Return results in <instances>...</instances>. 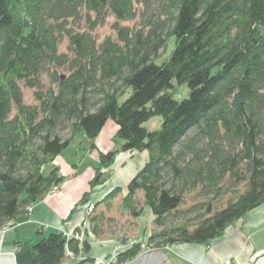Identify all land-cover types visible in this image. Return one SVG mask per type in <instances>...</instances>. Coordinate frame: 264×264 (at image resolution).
I'll use <instances>...</instances> for the list:
<instances>
[{
  "label": "trees",
  "instance_id": "1",
  "mask_svg": "<svg viewBox=\"0 0 264 264\" xmlns=\"http://www.w3.org/2000/svg\"><path fill=\"white\" fill-rule=\"evenodd\" d=\"M109 17L116 38L97 44L89 31ZM136 18L135 29L119 25ZM170 37L173 50L156 65ZM64 38L69 56L58 52ZM44 73L53 76L48 88ZM174 83L187 87L186 98L175 99ZM22 86L34 91L35 105L24 103ZM154 117L160 129L148 132L143 125ZM108 120L122 152L148 154L122 203L138 217L142 194L160 228L146 248L206 246L264 205V0H0V228L63 183L52 163L78 134L97 152L94 140ZM116 153H99L90 193L108 179ZM193 191L203 199L186 214L203 211L194 228L167 225ZM228 196L214 212L215 201ZM43 232L31 264L80 255L77 242ZM141 246L127 244L117 264L141 257Z\"/></svg>",
  "mask_w": 264,
  "mask_h": 264
},
{
  "label": "rangeland",
  "instance_id": "2",
  "mask_svg": "<svg viewBox=\"0 0 264 264\" xmlns=\"http://www.w3.org/2000/svg\"><path fill=\"white\" fill-rule=\"evenodd\" d=\"M115 22L116 20L113 17H109L106 19L103 25L96 26V28H94L91 32L89 31L92 37L96 40L97 44H101L107 38H111L113 40L116 38L115 33L112 30V26ZM119 25L135 29L138 25V18L133 21H121L119 22ZM81 26L82 29H85L86 31L89 30L87 26L83 25V22L81 23ZM166 44L167 45L164 48V51H161L158 59L154 60V63L156 65H160L171 54L174 47L173 38H168ZM58 52L67 54L68 56L70 55L68 51L67 39H62ZM56 74L58 77H65L67 76L68 72L66 71V69H57ZM52 77L53 76H51L49 73H44L41 77V81L44 84L45 88L49 87L52 81ZM174 85L176 86V89H178L177 94L174 96L175 99L181 100L188 96L187 87L179 86L176 83H174ZM116 86L119 87L120 84L117 83ZM22 93L23 101L25 104H36L33 96L34 91L22 86ZM130 94L131 91L128 90L122 97L118 98V102H123ZM143 126L148 132L158 131L161 126V118L154 117L153 119L144 123ZM116 130V124L113 121L108 120L104 125L103 129L101 130L100 134L94 140V144L99 145L97 146L98 149L100 148L105 151L103 153V151L99 149L100 151H98V153L95 152L96 160L93 159L92 154H88L85 156L86 150L88 152H90V150L89 142L85 138L83 133L78 134L75 137L72 145L63 150L62 153L54 159L57 160V162L61 165L62 162L68 165H62L64 170L70 169V171L73 173H76V171L78 172L76 179L72 180L74 182L69 184H74L76 181V185L78 186L84 182L86 177L90 178L86 186V192L82 195L80 200L76 202V204H79L83 196L90 193V182L95 177L94 170L98 167L99 153L105 154L108 152H117L114 157V163L109 169L110 175L108 179L106 178L105 182L91 190V195H87V197L89 198L88 203L83 206L79 205L77 206V208H74L76 205L75 204L71 209L72 213L73 209H75V211L78 210L81 216L79 222L80 227H76L75 229L62 228L60 230L53 231L61 233L62 236L66 239V241L72 240L77 242L78 247L80 249L79 256L74 258L66 257V261L63 264H84L86 258L92 259L95 264H117V254L119 255V253L127 246V244H141V248L143 249V255L150 252L161 251L165 253V251H168V249L166 248L163 250H151L148 247L146 248V245H149L148 240L150 235L160 230V228L154 225V217L151 215L150 211L144 207V198L142 194L137 193L135 197L136 211L138 212V217H135L130 214V212L125 209L122 205L123 198L127 193V186L136 176V174L144 167V165L147 164L149 158L147 152H122L120 150L121 142L114 141ZM61 135L67 137L70 134L69 132H65ZM124 157L129 158L127 160H124ZM135 157H137V159H135ZM139 158L141 159L139 160ZM142 158H144V161ZM53 166L56 167L54 165V161L52 163V167ZM124 168H132V173L126 179L124 177L120 178V173H117L118 170H123L124 173ZM101 172L105 173L104 169H102ZM62 177L64 178L65 182L72 179L68 176ZM115 190H120V193L116 194L111 199H108L110 194L113 193ZM73 191L75 192V189ZM238 191L239 193H242L244 191L243 186H241ZM74 192H69L70 194H68L71 196L72 194H74ZM58 193L59 187H56L53 188L52 191H50L47 195L50 196ZM200 195L201 193H198L197 191L187 192L183 197V204L178 208L177 212L167 218L166 224L170 225V223H172V225H179L185 223L186 221H189L191 222V227L189 229L192 230L196 225V222H194L196 214H202L203 211L197 213L195 212L196 214H186L187 211L193 207V205L198 202H203V199ZM232 198L233 197L228 196L223 199H214L213 201L216 200L214 203V212H218L224 209L227 206L228 201ZM31 208V206L27 207L26 213H30ZM15 226L16 224L14 221H9L2 228H0V242L5 241L3 240V238L8 236L13 231ZM94 229H97L99 235H96L94 233ZM49 233L51 232H45V237H47ZM41 239L42 237H39V241ZM30 245L31 244H29L28 252H30V248L32 247ZM85 245H87L89 248V253L87 255H85V253L83 252V248ZM23 247L26 248V246L23 245L22 249ZM19 250L20 247H13L10 251V254L14 256ZM66 254L70 253H68L67 251ZM96 255H98V257ZM133 262H129L126 264H132ZM173 263L185 264L182 261L172 258L170 259V261L169 259L166 260L163 264ZM222 264H231V260H226Z\"/></svg>",
  "mask_w": 264,
  "mask_h": 264
},
{
  "label": "crops",
  "instance_id": "3",
  "mask_svg": "<svg viewBox=\"0 0 264 264\" xmlns=\"http://www.w3.org/2000/svg\"><path fill=\"white\" fill-rule=\"evenodd\" d=\"M95 146L97 152L103 151L98 149L99 145L95 144ZM88 154H92L93 159L96 160L95 152L86 150L85 156ZM142 159L144 161V158ZM54 165L58 167L61 176H68L72 179L64 181L59 186L58 194L47 195L43 200L31 205L30 213L24 212L16 217L14 220L16 226L13 231L3 238L4 242H0V264H31L33 255L31 248L30 252L28 248L29 244L32 246L39 240L40 236L37 233L39 228H43L45 237V232H53L62 228L75 229L80 225L81 216L78 210L72 213L71 209L86 192L90 178L86 177L84 182L78 186L76 181L74 184H69L74 182L72 180L76 179L78 172L73 173L70 169L64 170L63 166H68L64 162L62 166L54 160ZM131 169L124 168V173L123 170H118L117 173H120V178L126 179L132 173ZM69 192H74V194L70 196ZM23 245L26 248L22 249ZM16 246L20 247V250L12 256L10 251ZM166 249L168 251H164L169 261L172 258L185 264H222L226 260H231V264H264V205L230 226L224 235L206 246L174 245Z\"/></svg>",
  "mask_w": 264,
  "mask_h": 264
},
{
  "label": "water",
  "instance_id": "4",
  "mask_svg": "<svg viewBox=\"0 0 264 264\" xmlns=\"http://www.w3.org/2000/svg\"><path fill=\"white\" fill-rule=\"evenodd\" d=\"M167 258L164 252H150L137 258L132 264H163Z\"/></svg>",
  "mask_w": 264,
  "mask_h": 264
},
{
  "label": "bare ground",
  "instance_id": "5",
  "mask_svg": "<svg viewBox=\"0 0 264 264\" xmlns=\"http://www.w3.org/2000/svg\"><path fill=\"white\" fill-rule=\"evenodd\" d=\"M70 216H71V215H70ZM81 225H82V224H81ZM78 227H80V225H79ZM66 257L74 258V255H73L72 253H70V254H66Z\"/></svg>",
  "mask_w": 264,
  "mask_h": 264
}]
</instances>
